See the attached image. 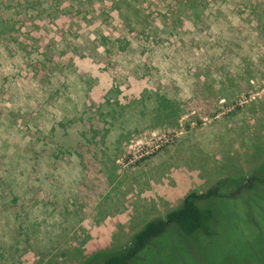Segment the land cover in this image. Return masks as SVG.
<instances>
[{
  "label": "rangeland",
  "instance_id": "374dc122",
  "mask_svg": "<svg viewBox=\"0 0 264 264\" xmlns=\"http://www.w3.org/2000/svg\"><path fill=\"white\" fill-rule=\"evenodd\" d=\"M254 172L264 0H0V264L119 252ZM232 196L210 203V247L172 226L132 264L260 263L264 185Z\"/></svg>",
  "mask_w": 264,
  "mask_h": 264
},
{
  "label": "trees",
  "instance_id": "16d2710c",
  "mask_svg": "<svg viewBox=\"0 0 264 264\" xmlns=\"http://www.w3.org/2000/svg\"><path fill=\"white\" fill-rule=\"evenodd\" d=\"M115 9L119 10L116 7ZM263 175L261 176L254 172L250 178V181H252L250 186L253 184L264 185ZM250 186L248 183L240 186L229 196H224L220 193L222 185L219 183L204 193H189L184 197L180 206L169 212L163 219L148 222L131 238L124 249L107 255L103 253L96 254L85 264H132L143 251L149 250L156 240L165 236L172 226L183 237H203L204 242L206 240L205 244L210 247L217 230V219L214 209L210 204L211 201L233 198L235 196L232 195L239 194L241 190ZM259 262L258 264H264V260H259Z\"/></svg>",
  "mask_w": 264,
  "mask_h": 264
},
{
  "label": "crops",
  "instance_id": "0c3cea01",
  "mask_svg": "<svg viewBox=\"0 0 264 264\" xmlns=\"http://www.w3.org/2000/svg\"><path fill=\"white\" fill-rule=\"evenodd\" d=\"M180 184H178L177 186V191L175 192L176 194L180 195L181 192H183L184 190V179L183 178H179ZM166 193L168 194L169 191H166ZM173 195V193L170 192L169 196H167V199H172L171 196ZM184 199V198H183ZM172 201V200H171ZM167 204H170V202H166ZM169 207H171V205H169Z\"/></svg>",
  "mask_w": 264,
  "mask_h": 264
},
{
  "label": "built area",
  "instance_id": "2783aa9c",
  "mask_svg": "<svg viewBox=\"0 0 264 264\" xmlns=\"http://www.w3.org/2000/svg\"><path fill=\"white\" fill-rule=\"evenodd\" d=\"M153 150H146V152L143 154V156H147L149 155L150 153H152Z\"/></svg>",
  "mask_w": 264,
  "mask_h": 264
}]
</instances>
